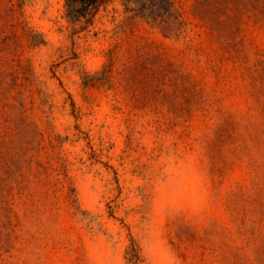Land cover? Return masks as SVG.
<instances>
[{
	"label": "rangeland",
	"instance_id": "rangeland-1",
	"mask_svg": "<svg viewBox=\"0 0 264 264\" xmlns=\"http://www.w3.org/2000/svg\"><path fill=\"white\" fill-rule=\"evenodd\" d=\"M169 1L13 0L0 264H264V0Z\"/></svg>",
	"mask_w": 264,
	"mask_h": 264
},
{
	"label": "trees",
	"instance_id": "trees-1",
	"mask_svg": "<svg viewBox=\"0 0 264 264\" xmlns=\"http://www.w3.org/2000/svg\"><path fill=\"white\" fill-rule=\"evenodd\" d=\"M100 0H70L69 4H78V10H86L90 6L95 5ZM166 2V0H165ZM232 2L235 9V14H239L242 11L239 9V5L237 4L238 0H195L192 12L195 13L199 20L202 21L203 26L207 27L210 31L214 32L216 30V26L221 25L219 18L223 15H226L229 12L228 6ZM167 4L173 7V2L167 0ZM263 8V7H262ZM263 12V11H262ZM3 16V17H2ZM0 63L6 58L5 55L8 53H12V56H15L18 49V44L16 43V10L15 4L13 0H7L5 9L3 11V15H0ZM218 19V20H216ZM177 22L181 27L186 26L183 21L182 15H178ZM160 24L166 23L165 19L159 20ZM43 39L38 41L39 44H43ZM150 46H146V50L149 51L148 56L151 57ZM157 49L161 50L157 46ZM154 50V49H153ZM157 51V50H154ZM161 54L157 55L156 59H160V65H158L155 69L148 66H153V61L146 59V70L153 71L157 77H161V79H165L167 76L177 75L181 70V66L176 64L163 50H161ZM200 49L196 48V53H199ZM153 57V56H152ZM87 80L84 81L86 84ZM154 84V83H153ZM155 87L157 89H161V87L156 84Z\"/></svg>",
	"mask_w": 264,
	"mask_h": 264
}]
</instances>
